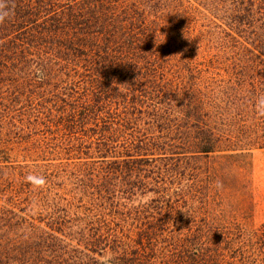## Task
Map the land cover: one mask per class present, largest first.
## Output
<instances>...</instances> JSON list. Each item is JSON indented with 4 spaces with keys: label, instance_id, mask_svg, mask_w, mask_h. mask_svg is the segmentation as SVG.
<instances>
[{
    "label": "trees",
    "instance_id": "obj_1",
    "mask_svg": "<svg viewBox=\"0 0 264 264\" xmlns=\"http://www.w3.org/2000/svg\"><path fill=\"white\" fill-rule=\"evenodd\" d=\"M153 1L12 0L14 15L0 25V264L68 263L54 249L67 241H99L89 252L111 250L114 264H264V226L200 207L184 179L201 155L253 168L252 149L264 143L237 114L235 154L220 146L216 119L229 118L204 110L192 84L175 87L160 50L164 0ZM193 1L264 64V0ZM30 135L67 164L13 161L9 145ZM30 173L46 184L34 188Z\"/></svg>",
    "mask_w": 264,
    "mask_h": 264
},
{
    "label": "rangeland",
    "instance_id": "obj_2",
    "mask_svg": "<svg viewBox=\"0 0 264 264\" xmlns=\"http://www.w3.org/2000/svg\"><path fill=\"white\" fill-rule=\"evenodd\" d=\"M161 18L169 29L160 35V41L163 42L160 50L164 55L171 56L170 69L175 73V87L192 84L200 91V98L206 101L204 110L213 109L215 117H221L222 114L229 118L227 126H222L216 119V133L220 131L223 136L226 131L225 138L231 140L229 143L228 139H222L220 146L223 149L229 147L230 150L237 147V141L234 140L239 136L236 125L240 116H236L237 114L248 119L247 126H251L255 136L259 137L254 139L264 143V116L258 115L255 108L256 98L264 95V64L248 60L246 53L231 39L229 30L222 27L210 10L203 8V4L198 5L193 0H164ZM163 65L166 66V63ZM254 89L255 95L252 92L246 95L248 97L240 94ZM212 102L213 107L210 108ZM227 113H232L233 116L229 117ZM30 136L27 140L23 139L22 144L9 145L13 161L43 165L44 159H60L56 162L67 164L66 153L52 154L46 153V150L43 153L39 150L41 141V145L36 144L34 141L37 137ZM31 139L32 142L29 143ZM232 150L229 153L234 155ZM252 153L253 168L248 166L245 158H223L222 153L201 155L192 161L196 165V171L191 172L190 166H187L184 179L187 189L194 183L200 207L208 202L214 213H224L227 219L235 220L248 229H258L264 226V149L253 148ZM68 177L72 178L73 175ZM217 180L223 182V189L217 190L214 187ZM201 211L204 213L205 210ZM125 243L130 246H124L123 249H135L132 241ZM98 245L103 244L99 241H67L63 245L55 244L54 249L67 253L68 263L64 264L116 263L117 256L111 250L104 252L102 258L89 252ZM106 247L110 249L111 244ZM84 254L90 257L86 258Z\"/></svg>",
    "mask_w": 264,
    "mask_h": 264
},
{
    "label": "clouds",
    "instance_id": "obj_3",
    "mask_svg": "<svg viewBox=\"0 0 264 264\" xmlns=\"http://www.w3.org/2000/svg\"><path fill=\"white\" fill-rule=\"evenodd\" d=\"M14 11L15 8L12 0H0V25H3L6 21H9L13 17ZM255 108L258 115L264 116V95L258 96L256 98ZM25 179L34 188H40L46 184V179L41 175L30 173ZM214 187L217 190L223 189V182L221 180L215 181Z\"/></svg>",
    "mask_w": 264,
    "mask_h": 264
}]
</instances>
